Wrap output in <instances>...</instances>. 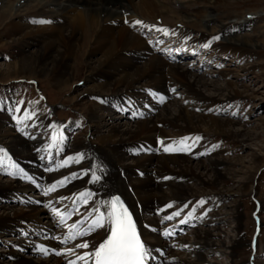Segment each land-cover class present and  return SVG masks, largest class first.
Listing matches in <instances>:
<instances>
[{
	"label": "bare ground",
	"instance_id": "obj_1",
	"mask_svg": "<svg viewBox=\"0 0 264 264\" xmlns=\"http://www.w3.org/2000/svg\"><path fill=\"white\" fill-rule=\"evenodd\" d=\"M235 1L245 0H192L190 6L201 7L206 14L204 22L209 24L214 8ZM183 2L0 0V19H6V14L14 19L25 17L18 16L20 13L15 10L23 8L25 12L38 7L41 17L36 20L47 21V25L40 26L26 17L25 22L8 23V28L19 34L13 41L41 38L42 46L29 53L23 52L6 64L5 70L50 76L57 88L64 90L70 78L68 71L73 68L70 62L74 63L86 46L88 54H97L88 63L85 89L77 91L73 98L80 101L92 97L95 100L81 112L89 128L80 139L69 141L67 132L37 115L32 108L17 111L18 107H6V112H0V174L8 177L7 183L0 181L3 213L0 215V237L15 235L12 239L23 247L19 251L24 250L23 254L17 253L13 245L8 246L12 240H5L4 247L8 250L3 251L1 247L0 259L9 260L7 264H67L68 260L81 264L75 254L89 249H77L75 245L83 240L94 244L101 236H106L109 229L104 228L100 235L92 232L70 242L67 238L72 231L69 225L90 217L91 208L97 205L103 208L104 201L113 195L126 204L138 237L151 250L148 264L207 263L200 250L215 244L208 228H195L190 244L178 234L188 227H196L201 220H205L206 225L216 223L215 217L219 214L212 204L209 207L203 204L206 199L212 198L213 204H217L240 192L237 193L235 187L226 190L220 184L227 177V165L232 162L213 152L214 144L199 145V140L209 134L240 143L255 139L256 134L242 126L235 128L237 123L228 117L213 116L205 104L216 102L217 97L230 99L243 94L255 100L261 92L251 90L247 94L246 87L239 90L235 82L226 81L220 85L208 81L180 61L164 57L168 61L160 54L165 52L166 56L176 51L179 58H192L196 54L203 59L198 52H207L206 60H211L223 53H242V47H257L261 42L238 33L227 37L225 43L210 44L216 33H226L223 25L212 28L211 34L192 36L182 29L180 17L176 15L182 11L184 6L180 4ZM136 21L140 23H134ZM248 25L249 21L236 30L244 31ZM204 44L208 47H203ZM176 90L195 106L185 108L174 103L173 108L168 107ZM116 113L133 121L114 122ZM129 113H133V117L129 115V118ZM257 120L255 127H264V120ZM100 129L104 133H100ZM165 146L170 150L164 151ZM256 151L264 156L263 146ZM76 153L82 154V159L78 163H68L66 157ZM199 156L207 160L190 161ZM234 163L242 169L253 164V173L262 166L254 158L252 161L237 159ZM92 172L100 175L101 180H92ZM60 180L65 182L54 186ZM204 184L215 186V191L203 190ZM50 186H53L51 190ZM81 192L91 197L87 203L79 196ZM32 193L42 196L40 205L31 200ZM35 198L32 197L38 201L41 197ZM5 201L9 203L7 206L2 205ZM208 209L210 213L206 214ZM228 210L226 214L239 234L238 206ZM4 212L13 214L5 215ZM65 212L71 215L66 217L65 225H60L59 215ZM175 216H179V220L171 223ZM50 218L54 220L49 222ZM61 242L66 245L61 246ZM232 245L229 248L231 257L243 246L242 239H236ZM46 247L59 250L61 256L49 261L51 256L45 252ZM241 264L255 263L244 261Z\"/></svg>",
	"mask_w": 264,
	"mask_h": 264
},
{
	"label": "rangeland",
	"instance_id": "obj_2",
	"mask_svg": "<svg viewBox=\"0 0 264 264\" xmlns=\"http://www.w3.org/2000/svg\"><path fill=\"white\" fill-rule=\"evenodd\" d=\"M181 1H184L180 4L184 7L182 11L176 12V15L178 14L177 16L180 17L178 20L181 21L180 25L182 29L190 32L192 36L211 34L212 28L216 27L218 29L223 25V29L226 33H216L211 38L210 44L215 46L225 43L227 37L238 33H242V36H246L252 41L261 43L257 47H242V53L235 52L232 55L223 53L219 56L210 58L211 60H206L209 56L207 52H198L203 59H200L196 54L192 58H179L180 56H176V51L168 52L166 56L164 52L160 54L162 55L161 57L180 61V63L185 64L191 71L201 75L208 81L210 80L220 85H224L226 81H231L235 82L239 90L246 87L247 94L251 93V90H253V92L259 90L261 93L260 95L258 94L255 100L249 96L245 97L246 94H243L230 99L217 97L216 102L205 104L210 112H212L213 116L228 117L237 123L235 128L238 129L242 126L253 131L256 137L251 141L239 143V141L230 140L229 138L206 134L201 138L202 140H199L201 142H199V145L214 144V148L212 147L213 152L215 151L220 157H224L232 162L231 165H227L228 168L226 169L229 170L225 171L227 177L220 184L226 190H233V187H235L237 193H240L232 195L228 197V199L221 200L217 204H213L212 198L206 199L203 204L208 205V207L212 204L219 214L215 217L216 223L213 225H206L204 223L205 220H201L202 222L196 227H188L184 232L179 233L178 236L186 240V242L188 241L187 243H191L193 240V230H195V228H208L215 244L213 247L200 250L205 263L207 262L206 264H241L244 261L250 263L254 261L255 264H264V156L256 151L259 146L264 147V127H255V125L258 124L257 119L261 118L264 120V0L235 1L236 3L228 2L217 6L211 12L212 21L209 24L204 22L206 14L202 12L201 7L197 8L198 6H194L193 4L191 5L194 7L190 6L192 0H179V2ZM186 5L187 7H185ZM37 8L34 7L25 12H22L24 10L23 8H18L15 10V12L20 13L18 16L25 17L14 19L15 17L12 16L10 18L9 15L6 14V19H0V72L2 73V75L0 74V112H6V107L32 108L36 111L37 115L61 127L62 131L68 133L69 141L74 142L80 139L84 134H87L86 131L89 127L81 112H85L91 104L95 103V100L92 97L80 101L74 100L73 98L77 94V91L85 89L84 85L88 63L97 54H88V46H86L79 53L75 61L76 63H72L73 61L70 62L73 68L70 67L68 71L70 78L64 90H61L62 87L57 88L50 76H43L36 72L19 74L14 73L12 69L5 70L7 68L6 64L14 61L23 52L29 53L42 46L39 40L41 38L13 41L19 34L17 30H10L8 28V23L25 22L27 21L26 17L34 19L31 21H36V25H47V21L39 22L36 20L41 17ZM247 21L250 22V25H248L246 30H236L237 28H241ZM42 37H44V35H42ZM148 37L149 35H147L146 38ZM164 43H166V41H164ZM82 67L84 69H82ZM241 69H248L250 72H248V70L245 72ZM170 100L171 101L168 102L167 105L170 108H173L176 103L185 108H192L190 106H195L194 102H188L185 95L182 92L180 93L179 90H176L171 95ZM133 113H129L128 116L130 115L133 117ZM124 114H127V112ZM113 119L114 122L121 120L122 122L133 121L126 119L123 115L121 116L120 113L114 114ZM99 132L104 133L101 129ZM90 140L94 139L91 138ZM252 156L255 162L262 165L255 173H253V168L255 167L253 164L247 166L246 169H242L239 164L234 163L237 159L252 161L253 158L250 160ZM206 160L207 157L199 156L198 159H192L190 161L192 163H197L202 161L205 162ZM240 169L242 173H238ZM252 174L254 176L252 180H250L249 178ZM7 180L8 177L6 175L0 174V181L2 183H7ZM202 187V189L207 192H213L216 189L215 186L207 184H204V186L202 185ZM30 196L33 198L36 197L35 199L41 197L38 201L30 197L33 202H37L39 205L41 204L39 201L43 199L40 194L32 193ZM8 204V201L2 203V205L5 206ZM235 205L238 206L240 213L241 225L239 234L234 230L231 217L229 218V215L226 214L228 208L231 210L232 206ZM206 212V214H208L210 210ZM1 214H3L2 210H0V215ZM4 214L11 216L13 212H8L7 214L4 212ZM208 217L209 216H207V218ZM43 219L44 218H41L40 221L44 222ZM53 220L50 218L49 222ZM178 220L179 216H175L170 222L175 223ZM176 236L175 234L174 238ZM14 237L15 235L13 234L0 237V252L1 247L3 251L8 250L4 247V244L7 243L5 240L10 239L12 241L8 246L13 245L14 251L23 254L24 250L19 251L20 248L23 247L20 246L21 244H16L17 242L12 239ZM239 238L242 239L243 246L231 257V250L229 248H232V244ZM32 257L34 260L37 258L35 255H32ZM54 259L55 258L50 257L48 260L53 261ZM7 262H9V260L5 261L0 259V264H7Z\"/></svg>",
	"mask_w": 264,
	"mask_h": 264
},
{
	"label": "snow or ice",
	"instance_id": "obj_3",
	"mask_svg": "<svg viewBox=\"0 0 264 264\" xmlns=\"http://www.w3.org/2000/svg\"><path fill=\"white\" fill-rule=\"evenodd\" d=\"M134 23L140 22L136 21ZM203 47L207 48L208 45L204 44ZM17 111H19V108H17ZM13 119L16 118L13 117ZM169 150L170 147H164V151L167 152ZM79 159H82V154L80 153L66 157L68 163H78ZM81 171L87 172L88 169H82ZM91 178L92 180L100 181L102 177L96 172H92ZM65 180L56 181L54 186L62 185ZM51 187L53 186H50L49 190H51ZM79 196L84 203L91 199L86 192L79 193ZM103 209H107V211L105 212ZM90 212L92 213L90 217H85L69 225L72 231L67 237L68 239L84 237L92 232L100 235L104 228L109 230L106 236H101V239L94 244L90 245L88 240H83L75 245L77 249H89L81 254H75V259L80 261L81 264H146V261L151 259V250L138 237L132 218L128 210L120 202L119 196H111L110 200L104 201L103 208L97 205L91 208ZM68 215H71V212L59 215L58 223L65 225ZM67 264H75V261L68 260Z\"/></svg>",
	"mask_w": 264,
	"mask_h": 264
}]
</instances>
